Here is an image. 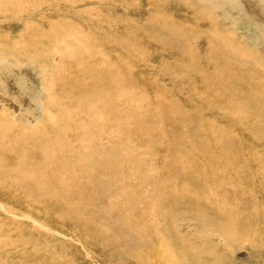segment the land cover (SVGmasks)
Masks as SVG:
<instances>
[{
	"label": "rangeland",
	"instance_id": "rangeland-1",
	"mask_svg": "<svg viewBox=\"0 0 264 264\" xmlns=\"http://www.w3.org/2000/svg\"><path fill=\"white\" fill-rule=\"evenodd\" d=\"M263 15L264 0H0V113L9 120L39 126L47 110L48 97L44 91L48 81L53 82L52 92L60 103L76 112L78 104L68 103L66 94L75 100L73 94L78 88L70 84L60 89L59 73L79 77L84 85L90 86L93 77L87 72L88 67L105 69L106 66L109 79L113 81L114 96L117 95L114 97L116 105L121 108L119 113L127 114L130 105L134 113L137 112L135 115L141 116L138 124L142 130L148 125L154 130L160 126L162 130L171 131V127L176 129L177 123L178 131L187 142L185 148L194 154L201 167L207 155H217L218 148H214L213 142L228 143L235 160L231 164L239 168V178L231 172L230 177L224 173L215 157L216 182L205 180L203 183L221 185L230 206L235 210L239 208V215L235 212L233 218L250 223L245 241L225 248L226 254L233 253L235 263L242 264L255 251V246L258 248L255 262L264 264V117L258 112V103L246 101L248 94L257 99L264 90L259 86L250 91L240 82L222 83L231 73L225 68L224 58L232 59L225 55L226 48L227 52L242 48L251 54L250 58L242 57L237 61L244 64L245 74L257 81L264 80V26L260 24L264 22ZM52 31L56 36H46ZM28 38L32 44L27 43ZM75 42L80 43L78 46L84 53L73 52ZM220 42H224L223 45ZM33 44L39 45L40 53L47 50L52 57L47 62L33 58L36 62L32 63L26 59L22 49L29 53ZM12 46L19 52L18 59L11 58L10 53L2 55L3 49ZM59 49L62 52H58ZM89 54L94 58L87 56ZM94 76L97 80V74ZM234 94V99L228 103L217 101L219 96L226 98ZM81 113L78 112L80 121L88 119L85 112ZM168 116L174 117L172 125L166 119ZM115 122L113 119V124ZM71 126L72 134L77 129ZM190 130L199 132V140L191 138ZM150 133L155 139L166 142L156 131ZM106 136L101 140L105 143L103 147H107ZM128 136L129 148L147 153L145 145L139 141L140 135L138 140L129 133ZM190 142L205 144L206 148L196 152ZM1 189L8 195V185L0 183ZM220 189L214 190L219 197ZM93 198L88 201L93 208L106 204L103 194ZM17 203L31 208H19ZM50 210L33 206L18 194L14 199L0 194V264H120L115 255H110L111 248L104 245L105 240L100 241L103 244L88 241L90 236L87 239L85 231L71 226L61 218V213ZM94 218L113 228L112 215L107 218L94 212ZM252 234L254 237L250 240ZM216 242L224 247L221 239Z\"/></svg>",
	"mask_w": 264,
	"mask_h": 264
},
{
	"label": "bare ground",
	"instance_id": "bare-ground-1",
	"mask_svg": "<svg viewBox=\"0 0 264 264\" xmlns=\"http://www.w3.org/2000/svg\"><path fill=\"white\" fill-rule=\"evenodd\" d=\"M260 24L264 26V22ZM53 35L56 36V33H46L49 37ZM24 36L29 37L27 34ZM62 36L70 38V36ZM29 39L27 43L32 44L33 41ZM223 43L220 42L222 45ZM33 45L31 46L33 50L29 53L28 50L22 49L23 54L27 55L26 59L29 58L32 63L36 62L33 58L47 62L51 56L50 52L43 50L40 53L37 47L39 45ZM78 45L80 43L75 42L73 52L84 53ZM41 48L45 49V46ZM60 51L59 49L58 52ZM2 52V55L10 53L11 58L18 59L19 52L14 46L3 49ZM225 55L232 59L230 61L224 58L225 68L231 73L228 79L222 81L223 84L240 82L250 91L253 88L258 89L259 86L261 91L264 90V80L257 81L252 75L245 74L242 69L244 64H239L241 60L237 61L242 57L250 58L251 54L246 53L242 48L231 49L230 52H227L226 48ZM87 56L94 58L91 54ZM104 67L105 69L103 67L97 69L89 66L88 71L85 70L94 78H91L93 83L90 86L84 85L79 77L72 78L67 72L59 73L60 89L70 84L71 87L78 88L73 94L76 99L66 94V100L68 103L75 101L78 110L86 113L85 116L88 118L86 120L80 121L78 110L71 112L60 103L57 95L52 92V81H48L45 87L44 92L48 97L47 110L39 126L33 127L18 119L9 120V117L0 113V183L10 188L8 195L4 194L2 189L0 194L10 199H14V195L18 194L29 200L33 206L61 213L63 220L85 231L87 239L90 236L88 241L103 244L100 241L105 240L104 245L111 248L110 255L112 257L115 255L116 259L121 261L120 264L124 262L125 264H237L233 253L226 254L225 248L235 247L245 241L244 236L248 233L250 223L248 224L245 219L242 221L241 218L239 220L233 218L235 212V214L239 213L237 211L239 208L235 210L230 206L223 189H220L221 185H204L207 180L216 182V162L213 161L215 157H217L215 161L219 160L224 173L229 177L232 173L234 177L239 178V168L231 164L235 160L232 159V151L228 143L213 142L214 148H218L217 155H207L201 167L194 154L185 148L187 142L183 140L180 130L178 131L180 127L177 123L176 129L171 127V131L162 130L160 126L159 129L154 130L153 126L148 125L147 129L142 130L138 124L141 116L135 115L137 112L134 113L130 105L127 114L119 113L121 108L116 105L114 97L117 95L114 96L113 81L109 79L107 73L109 68ZM96 74L97 80L94 76ZM235 94L233 97L226 95V98L220 97L221 94L220 98L217 95V101L223 100L228 103L234 99ZM261 94L257 99L248 94L246 101L258 103V112L264 117V94L262 92ZM168 117L166 119L172 125L174 120L171 118L174 117ZM113 119L116 121L114 124ZM123 120H126L127 124L123 123ZM71 124L77 129L72 134ZM150 131H156L166 142H161L160 138L155 139ZM128 133L135 136L136 140L140 135L139 141L145 145L147 153L143 154L138 150L135 152L134 149L129 148L128 144L131 140ZM209 133L215 137L214 134ZM189 134L192 139L199 140V132L190 130ZM103 136L108 137L105 138L107 147H103L105 145L101 141ZM190 143L196 152L206 148L205 144ZM162 148H165V151L160 153ZM131 150L134 152L131 153ZM216 188L222 190L220 197L215 193ZM99 193L105 195L106 204L96 209L90 206L88 201ZM19 206V208H31L23 204ZM94 212L107 218H111L112 215L113 228L105 221L95 220ZM253 234L250 240L254 237ZM218 238L221 239L223 248L217 244ZM253 247L254 253L251 250L247 262L242 264H258L255 262L258 248Z\"/></svg>",
	"mask_w": 264,
	"mask_h": 264
}]
</instances>
